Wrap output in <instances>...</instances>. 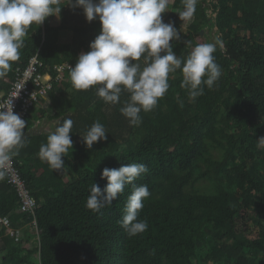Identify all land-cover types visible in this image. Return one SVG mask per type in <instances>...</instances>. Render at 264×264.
Segmentation results:
<instances>
[{
	"label": "trees",
	"instance_id": "16d2710c",
	"mask_svg": "<svg viewBox=\"0 0 264 264\" xmlns=\"http://www.w3.org/2000/svg\"><path fill=\"white\" fill-rule=\"evenodd\" d=\"M67 3L60 0L59 24L46 18L29 28L19 59L0 78V92L10 88L15 69L34 56L45 73L64 62L74 67L79 55L90 51L101 22L98 17L89 22L82 8ZM183 10L182 0H169L162 13L178 32ZM207 27L216 28L223 44L213 53L222 71L219 80L212 89L202 86L204 93L192 99L181 86L182 71L170 73L169 89L153 110H141L136 126L120 111L130 100L127 91L110 104L95 87L76 90L70 70L53 82L51 114L33 108L25 128L45 117L60 119L57 127L71 119L73 148L62 157L61 172L38 155L50 133L25 137V146L14 154L38 205L34 214L22 210L16 186L0 171V216L24 229V239L0 229V264H264V148L257 147L264 136V0H198L186 34L171 41L182 63L189 48L216 43L204 39ZM64 31L74 38L62 42ZM136 62L145 66L144 56ZM97 121L108 139L89 149L82 135ZM130 163H144L148 172L126 184L100 212L88 209L91 186L107 184L103 169ZM133 185L150 191L138 217L148 228L129 237L119 222ZM36 235L39 243L29 244Z\"/></svg>",
	"mask_w": 264,
	"mask_h": 264
},
{
	"label": "clouds",
	"instance_id": "9594fccd",
	"mask_svg": "<svg viewBox=\"0 0 264 264\" xmlns=\"http://www.w3.org/2000/svg\"><path fill=\"white\" fill-rule=\"evenodd\" d=\"M198 0H182L184 10L178 12L180 20H191ZM73 8L80 7L91 22L97 17L101 31L90 43V51L81 53L74 67L70 68V80L76 90L96 88V94L105 102L117 104L122 91L130 93V100L120 109L121 113L136 126L142 122L141 110L150 112L170 85V73L182 71L181 86L189 90L192 99L204 93V87L212 89L222 75L213 53L216 43L196 45L182 63L173 51L171 41L180 33L173 23H165L162 13L169 0H69ZM60 0H0V78L11 70L12 62L19 59L20 49L32 25H42L52 15L59 17ZM146 54V55H144ZM144 56L145 66L139 61ZM20 91V90H19ZM19 95V94H18ZM13 94L10 101L0 104V164L18 154L25 146L26 122L13 110ZM73 121L66 119L61 126L47 136L39 158L57 172L64 171L69 149L73 148L71 130ZM107 131L99 121L82 135L87 148L101 139L107 140ZM257 147L264 148V136L257 139ZM144 163L124 164L118 169L104 168L101 178L106 186L94 183L86 207L100 212L111 205L126 184H132L141 174L147 173ZM150 196L147 185H133V192L125 205V214L119 222L129 237L147 230L146 220H139L143 201ZM30 244V243H29Z\"/></svg>",
	"mask_w": 264,
	"mask_h": 264
},
{
	"label": "built area",
	"instance_id": "2783aa9c",
	"mask_svg": "<svg viewBox=\"0 0 264 264\" xmlns=\"http://www.w3.org/2000/svg\"><path fill=\"white\" fill-rule=\"evenodd\" d=\"M41 66L42 63H40L38 56L32 57L27 66L15 69L16 76L10 88L5 92H0V104L9 102L13 94H19L13 98V110L15 113L19 114L26 123L33 108H37L44 102H51L49 92L53 88V82L55 80H63L65 78V72L71 68L69 63L64 62L55 65L53 67V72L48 70L43 73L41 71ZM14 157L13 154L10 159L0 164V171L6 175L9 183L16 186L23 202L22 210L34 214L38 205L26 187L19 168L15 165ZM2 227H6L5 234L17 237L18 239H24V229L14 228L9 216H0V229ZM36 241L39 243L40 236L36 235V237L30 240V244Z\"/></svg>",
	"mask_w": 264,
	"mask_h": 264
},
{
	"label": "crops",
	"instance_id": "0c3cea01",
	"mask_svg": "<svg viewBox=\"0 0 264 264\" xmlns=\"http://www.w3.org/2000/svg\"><path fill=\"white\" fill-rule=\"evenodd\" d=\"M166 13H168V11ZM51 18H52V16H51ZM49 19H50V17H49ZM70 19L72 21L74 20V18H71V17H70ZM53 20H54L55 24L60 23V19L56 15L53 16ZM50 105H51V102H44L43 104L39 105L37 107V109L39 108L41 110L42 109L43 110H49V113L46 114V116H48V114L49 115L51 114L50 113V110H51ZM34 118H35V116H34ZM59 122H60V119H51L50 120V119H48V117L42 118L41 120L36 122L35 125L31 129H27V128L24 129L25 137H28L29 135H36L39 133H51V132L55 131Z\"/></svg>",
	"mask_w": 264,
	"mask_h": 264
},
{
	"label": "rangeland",
	"instance_id": "374dc122",
	"mask_svg": "<svg viewBox=\"0 0 264 264\" xmlns=\"http://www.w3.org/2000/svg\"><path fill=\"white\" fill-rule=\"evenodd\" d=\"M53 16L54 15H52V18H51V16H49L50 17V19H48V20H50L53 24H55L54 23V20H53ZM48 17V18H49ZM59 19H60V15H59V17H58ZM194 21V16L192 17V19L191 20H187V21H185L184 22V24H183V26H182V29H181V31L179 32L180 33V35H184V34H186V32H187V28L189 27V25L192 23ZM59 24V23H58ZM68 31H64V32H62V38H61V41L62 42H65V41H68V40H71V39H73L74 38V36H73V34L74 33H72L71 31H69L68 33H67ZM204 39L207 41V42H214L216 39H217V33H216V28H211V27H207L205 30H204ZM193 48L194 47H191V48H189L190 49V53H191V51L193 50ZM189 53V54H190ZM189 54H188V56H189ZM144 67V65H141V68H143ZM109 111L110 112H112L113 111V108H111V107H109ZM52 124V123H51ZM251 224V223H250ZM2 241L0 240V254H1V249H2Z\"/></svg>",
	"mask_w": 264,
	"mask_h": 264
},
{
	"label": "water",
	"instance_id": "95a60500",
	"mask_svg": "<svg viewBox=\"0 0 264 264\" xmlns=\"http://www.w3.org/2000/svg\"><path fill=\"white\" fill-rule=\"evenodd\" d=\"M202 34H204V30H202Z\"/></svg>",
	"mask_w": 264,
	"mask_h": 264
}]
</instances>
